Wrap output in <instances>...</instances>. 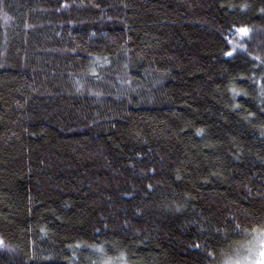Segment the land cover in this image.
Here are the masks:
<instances>
[{
  "label": "trees",
  "instance_id": "obj_1",
  "mask_svg": "<svg viewBox=\"0 0 264 264\" xmlns=\"http://www.w3.org/2000/svg\"><path fill=\"white\" fill-rule=\"evenodd\" d=\"M262 253L264 0H0V264Z\"/></svg>",
  "mask_w": 264,
  "mask_h": 264
},
{
  "label": "snow or ice",
  "instance_id": "obj_2",
  "mask_svg": "<svg viewBox=\"0 0 264 264\" xmlns=\"http://www.w3.org/2000/svg\"><path fill=\"white\" fill-rule=\"evenodd\" d=\"M238 31L244 33L245 35L247 34V29L242 28V29H239ZM229 55H231V53H229ZM261 255H264V253H262ZM261 264H264V260L261 261Z\"/></svg>",
  "mask_w": 264,
  "mask_h": 264
},
{
  "label": "rangeland",
  "instance_id": "obj_3",
  "mask_svg": "<svg viewBox=\"0 0 264 264\" xmlns=\"http://www.w3.org/2000/svg\"><path fill=\"white\" fill-rule=\"evenodd\" d=\"M253 264H261V261L260 262L253 263Z\"/></svg>",
  "mask_w": 264,
  "mask_h": 264
}]
</instances>
